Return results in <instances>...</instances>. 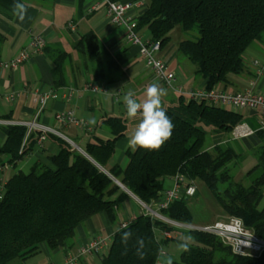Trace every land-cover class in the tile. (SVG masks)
<instances>
[{
  "label": "trees",
  "instance_id": "obj_1",
  "mask_svg": "<svg viewBox=\"0 0 264 264\" xmlns=\"http://www.w3.org/2000/svg\"><path fill=\"white\" fill-rule=\"evenodd\" d=\"M22 1L0 0V13L12 18L14 4ZM141 1L144 7L136 19L137 30L146 28L149 39L159 41L161 48L169 44L170 32L175 28L191 34L178 42L176 52L194 66V75L204 80L206 89L225 83L229 74L241 73L246 49L264 35V0ZM2 40L0 35V43ZM44 49L53 64V85L65 86V63L70 55L59 45ZM74 49L91 59L100 58L99 42L91 31L81 35ZM163 108L175 125L171 139L159 150L127 149L123 166L109 165L117 141L126 134L127 124L121 117L104 118L101 126L113 137L94 138L81 147L83 153L63 138L48 134L57 149L47 155V163L37 160L29 171H15L0 192V264H25L43 244L50 249L71 248L76 227L101 212L114 223L120 204L128 197L115 181L141 203L151 205L164 191V181L177 174L187 183H204L225 218H240L247 229L264 241V129L254 132L260 139L253 148L256 164L245 175L256 169H261V173L243 183L245 176L231 174L242 154L228 143L210 150L204 147L208 133L230 134L240 123L241 114L182 97ZM0 130L4 134L0 141V166L15 167L35 147L38 132L28 133L23 125H0ZM189 198L183 195L173 200L160 214L190 224ZM172 228L141 212L126 227L114 232L108 250L100 256V264H160L162 250L156 230L170 232ZM128 230L133 237L128 254L121 255L120 237ZM187 232L194 243L171 264H264V251L258 256L237 255L215 235ZM138 236L145 241L143 260L134 254Z\"/></svg>",
  "mask_w": 264,
  "mask_h": 264
},
{
  "label": "crops",
  "instance_id": "obj_2",
  "mask_svg": "<svg viewBox=\"0 0 264 264\" xmlns=\"http://www.w3.org/2000/svg\"><path fill=\"white\" fill-rule=\"evenodd\" d=\"M92 0H23L26 14L23 20H20L14 13L12 18L6 17L0 13V35L3 37L0 43V62L14 58L21 50H27L31 55L27 62L18 66L15 70L2 69L0 67V93H18L23 89L37 88L41 92L50 90L58 93L57 99H50L46 106L41 110L37 121L41 124L58 130L63 136L71 140L82 143L93 141L94 138L110 139L113 135L104 127L101 122L104 118L121 117L126 121L127 130L123 138L116 143L115 153L109 162V165H125V151L133 150L128 145V140L133 134L131 125L136 128L140 117L129 119L126 115L123 101L115 100V94L121 90L124 94L129 91L135 93L134 99L143 102L145 91L152 82H158L163 86L171 96H176L167 89L160 81L153 78L150 70L145 66L143 58L139 55L136 46H130L124 40V29L116 27L110 23L103 7L92 14H86L85 10ZM143 8L140 9V12ZM73 21L75 31L66 28V23ZM93 32L99 42V60L91 59L86 55H81L74 49V43L81 35ZM140 32V31H139ZM42 34L46 40V47L59 45L65 50L70 58L66 60L65 86H54L51 69L53 64L46 50L42 53H34L30 47V37L33 34ZM144 39V38H143ZM149 39L145 37V40ZM261 54V53H260ZM158 56L173 66V71L178 75L179 81L189 88H202L205 85L204 80L194 75V66L188 60L176 58L174 48H161ZM257 59V56H247L243 60L244 69L239 74H229L227 81L216 85L217 88L227 92H242L251 89L254 92L264 94V53ZM181 71V72H179ZM97 81L102 83L106 93L93 92L82 89V86L88 81ZM69 94L65 99L62 95ZM169 97V96H168ZM170 98H163L162 105H171ZM38 105L33 103L29 95L19 94L13 101L0 100V120L31 121L37 113ZM73 110L75 115L89 123L92 130L86 132L76 127H61L54 121V114L63 110ZM229 109V108H228ZM241 114L242 119L239 124L247 127L254 132L264 129V113L250 110L247 108L230 109ZM247 111L246 118L242 112ZM213 145L230 144L238 153L242 154L253 150L260 139L252 134L245 138H232L228 133H216L212 135ZM4 139V134L0 130V141ZM127 141V142H125ZM81 150V147H77ZM55 141L47 137L41 147L35 145L31 153L20 160L15 167L11 165L3 173L7 180V170H22L26 167L25 159L39 153L38 158L45 159L47 155L56 151ZM29 171V170H28ZM24 172V171H23ZM173 185L172 178L164 181V189ZM123 189V188H122ZM128 197L123 201L117 212V219L111 223L107 215L101 212L79 224L75 230L74 244L71 248L58 247L50 249L46 244L41 245L38 252L26 259L25 264H59L68 250H75L80 245L88 242L94 235H107L112 239L114 232L119 228L120 223L130 220L137 216L133 206H129L131 198L136 202H141L130 192L123 189ZM163 199V193L151 204ZM225 216L222 217L224 219ZM157 236V235H156ZM162 237V235H161ZM171 238V237H170ZM169 238L163 240L165 242ZM104 253V252H103ZM85 256L80 259V264H98L100 256L103 254ZM160 264H166L161 261Z\"/></svg>",
  "mask_w": 264,
  "mask_h": 264
},
{
  "label": "built area",
  "instance_id": "obj_3",
  "mask_svg": "<svg viewBox=\"0 0 264 264\" xmlns=\"http://www.w3.org/2000/svg\"><path fill=\"white\" fill-rule=\"evenodd\" d=\"M104 8L108 20L116 27L124 29V40L130 46L138 48L139 55L143 58L145 66L150 70L152 76L157 81H160L167 89L173 92L176 96L182 97L187 101L206 102L208 104L218 106L221 108H247L264 113V94L254 92L247 89L242 92H227L219 89L216 86L210 89L189 88L183 85L178 78V75L169 69L168 62L164 61L158 56L161 50L159 41H152L150 39H143L137 30V16L140 9L144 7L143 1L133 3L129 2H115L111 0H92L87 6L86 14H92ZM66 28L70 31H75V24L73 21L66 23ZM30 47L34 53H42L46 46V40L42 34H33L30 37ZM30 53L23 49L14 58L0 62L2 69L15 70L21 64L27 62L30 58ZM82 89L106 93V87L97 81H88ZM19 94L29 95L33 103L38 105L37 113L31 121H14V120H0V125H23L27 127V132H38L36 145L41 147L46 141L47 135L52 134L63 138L73 147L75 146L71 139L63 136L58 130L41 124L37 121V117L41 110L46 106L50 99H57L58 93L55 91L41 92L37 88L23 89L18 93H0V100L13 101ZM125 94L118 90L116 92L115 100L123 101ZM65 99L69 98V94L62 95ZM54 121L61 127H76L86 132L92 130L91 126L85 120L78 118L73 110H63L54 114ZM254 134V131L244 127L242 124L236 125L230 132L232 138H245ZM77 148V146H75ZM78 149V148H77ZM8 168L0 166V192L6 180L3 173ZM173 185L165 189L163 199L156 203L153 207L147 206L143 203L141 205L145 208V213L151 217L160 219L161 221L170 224L178 225L187 228L188 230H196L204 233L212 234L220 238L225 244L230 246L232 252L242 256H258L264 251V241L258 238L253 232L247 229L240 218L229 216L221 220H215L211 223L203 225L181 224L169 220L160 214V210L167 208L170 202L179 199L185 195L192 197L196 193V186L193 182H186V179L181 175L172 177ZM132 217L131 219H133ZM130 219V220H131ZM123 221L120 223L121 228L125 227L130 221ZM163 238H170V232L163 231ZM111 239L107 235H94L88 242L80 245L75 250H68L59 264H80V259L95 254H101L108 250ZM161 254H164L161 251ZM54 264V263H51Z\"/></svg>",
  "mask_w": 264,
  "mask_h": 264
},
{
  "label": "rangeland",
  "instance_id": "obj_4",
  "mask_svg": "<svg viewBox=\"0 0 264 264\" xmlns=\"http://www.w3.org/2000/svg\"><path fill=\"white\" fill-rule=\"evenodd\" d=\"M139 34L142 36V38L145 39V37L149 36L148 30L146 28H143L140 30ZM170 42L166 47L174 48L176 50L177 44L180 40L188 39L191 37L190 33H184L179 31L178 28H175L173 31L170 32ZM261 53V54H260ZM262 53H264V35L260 40H257L253 42L251 46H249L245 53L243 54V60L247 58V56L255 55L257 56V59L261 57L262 59ZM176 58L181 60H186L182 55L176 52ZM246 63V61L244 62ZM170 70H174L173 66H169ZM181 72V71H179ZM184 85V84H183ZM186 86V85H185ZM163 87V86H162ZM187 87V86H186ZM164 88V87H163ZM169 96V97H168ZM163 98H170L172 104H175L177 102L176 98L174 96H171L170 93L167 91V95ZM162 107H164L162 105ZM233 109V108H229ZM247 111H243L242 114L246 118ZM139 118V115L137 116ZM131 131L135 130L134 124L131 125ZM226 134V133H225ZM213 134H207L204 142V147L206 149L210 148L213 145ZM73 144L77 147H83V144L80 142H77L75 140H72ZM127 142V141H125ZM71 145V144H70ZM72 146V145H71ZM74 146V148H76ZM39 153L34 154L28 159H25L26 167L22 169V171L27 172L32 165L33 162L40 160L45 161L43 158H38ZM256 164V156L253 152V150L242 153V158L234 167L231 168V174L236 177L237 175L245 176L243 177V183H248L251 179L258 176L261 173V169H256L252 171L249 175H245L246 172H248L254 165ZM16 168L12 169L11 167L7 170V177L14 173ZM194 185L196 186V194L189 198L188 200V208L190 210V213L192 215L191 225H203L207 223H211L215 220H221L223 217V214L221 212V208L219 207L217 201L213 197L212 193L209 191V189L202 183L201 181H195ZM167 189V188H166ZM165 190V189H164ZM129 206H133L135 209V212L138 213L139 210L142 212H145V208L136 200L133 198L130 199ZM264 202V199L261 203ZM147 206H150L147 205ZM154 209V206H153ZM175 222V221H174ZM178 223V222H177ZM170 225V224H169ZM156 235L159 241L161 242V250L166 253V255H162L161 261L163 263H168L169 261H178L181 250L177 248V245L181 242H187L188 245L193 244L192 238L188 235L187 228H184L183 226L173 225L172 230L170 231V239L165 240L162 235V231L156 230ZM191 239H187V238ZM163 239V240H162ZM98 264L99 261H98Z\"/></svg>",
  "mask_w": 264,
  "mask_h": 264
},
{
  "label": "clouds",
  "instance_id": "obj_5",
  "mask_svg": "<svg viewBox=\"0 0 264 264\" xmlns=\"http://www.w3.org/2000/svg\"><path fill=\"white\" fill-rule=\"evenodd\" d=\"M14 12L20 20L24 19L26 14L25 6L22 3H15ZM167 95V90L158 82H152L147 86L145 91V99L143 102H138L134 99L135 93L127 92L123 96V104L125 106L126 115L129 119H134L138 115L139 122L128 140V145L135 150L141 148L145 150H159L162 146L171 139L175 125L172 118L168 116L165 109L162 107L163 97ZM126 227V226H125ZM133 237L131 230L123 231L120 237V242L123 246L121 255H127L129 251V241ZM187 239H191L190 237ZM135 255L143 260L146 256L144 251L145 241L143 237H137ZM177 248L182 252L189 251L187 242H181ZM169 264L171 262L169 261Z\"/></svg>",
  "mask_w": 264,
  "mask_h": 264
},
{
  "label": "water",
  "instance_id": "obj_6",
  "mask_svg": "<svg viewBox=\"0 0 264 264\" xmlns=\"http://www.w3.org/2000/svg\"><path fill=\"white\" fill-rule=\"evenodd\" d=\"M78 150L80 151V152H82L83 153V151L82 150H80L79 148H78ZM116 183H117V185H119L121 188H123V189H125V190H127L122 184H120L119 182H117V181H115ZM127 192H129L128 190H127Z\"/></svg>",
  "mask_w": 264,
  "mask_h": 264
}]
</instances>
